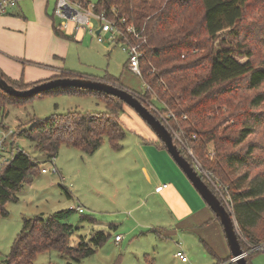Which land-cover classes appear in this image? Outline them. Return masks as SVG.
<instances>
[{"label":"trees","instance_id":"trees-1","mask_svg":"<svg viewBox=\"0 0 264 264\" xmlns=\"http://www.w3.org/2000/svg\"><path fill=\"white\" fill-rule=\"evenodd\" d=\"M73 1L93 2L97 13L116 21L122 31L117 36L119 41L139 45L143 52L140 76L146 88L137 92L138 97L169 128L159 114L166 115L181 137L182 141L172 132L181 153L210 188L219 196L214 184L222 185L229 193L243 249L250 250L244 239L255 245L264 242V170L263 160L256 156L262 145L252 137L264 127V110L259 109L264 104V64L254 62L255 47L250 44L257 39L264 46V23L252 26L256 20L249 19L247 13V9L264 0ZM130 26L135 32L128 31ZM55 30L62 33L56 26ZM238 56L246 60L241 61ZM0 74L21 90L47 81L16 80L1 68ZM77 76L81 75L62 70L53 78ZM102 79L121 85L117 77ZM246 91L254 93L248 99V107L240 108L234 98ZM56 92L92 94L107 109L32 117L17 135L34 142L36 149L50 159L58 155L62 145L94 153L105 136L115 150L122 148L125 128L120 114L127 104L117 96L89 88H53L29 97H14L0 88V129L7 126L4 120L9 105H23ZM158 143L167 150L160 138ZM41 164L25 150L12 153L8 161L0 164V218L9 213L5 205L17 201L23 186L43 170ZM203 170L212 174V181ZM65 190L71 196L67 187ZM74 211L75 208H63L25 218L11 252L0 264H35L39 253L51 250L76 261L95 253L110 233L97 230L88 240L80 235L79 243L72 245L70 238L80 228L68 221ZM81 220L93 222L94 217L84 215ZM259 252L247 255L250 264ZM226 261L218 260V264Z\"/></svg>","mask_w":264,"mask_h":264},{"label":"rangeland","instance_id":"rangeland-1","mask_svg":"<svg viewBox=\"0 0 264 264\" xmlns=\"http://www.w3.org/2000/svg\"><path fill=\"white\" fill-rule=\"evenodd\" d=\"M247 13L249 19L256 20L252 26L262 25L264 2L256 3L254 7L247 9ZM55 17L58 23L62 20ZM93 23L94 32L82 29L79 37L73 40L74 44L67 54L65 66L82 73L85 77H117L120 78L123 87L136 94L143 92L146 88L145 82L140 75L130 69L129 54L124 50L121 41L112 40L109 35L102 33L105 40L100 42L96 32L104 21L93 20ZM250 44L255 47L254 62L264 64V46L261 41L256 39ZM238 58L241 61L246 60L245 57ZM253 93L254 91H246L239 94L234 98V102L240 108H246ZM235 107L233 106V109ZM151 108L153 109V106ZM106 109L105 103L95 95L67 92H56L23 105H9V114L4 120L7 126L1 129L7 135L11 131L12 133L5 140L3 154L9 158L12 153L25 150L36 160L41 161V169L46 168L48 171H40L32 182L26 183L19 191L17 201H10L5 205L9 213L0 218V263L11 252L25 218L50 214L63 208H75L68 221L80 228L70 238L72 245L79 243L80 235L88 240L97 230L110 233L108 240L95 253L79 261L58 250H51L39 253L34 260L35 264H183L180 257L176 258L174 253L180 246L186 244L191 249V253H188L190 261L187 264L193 261L206 264L207 250L200 244L195 233L181 230L179 231L181 236L178 234L168 237L165 230H161V233L157 230L158 233L156 231L158 227L144 223V220L146 222L150 218V215H143L144 208L131 209V202L137 201L135 185L140 188L143 181L140 168L134 169L128 164L129 158L134 160L136 157L132 147L135 132L124 127L121 149L115 150L105 136L103 144L94 153L62 145L54 159L36 149L35 143L25 136L16 134L21 128L28 126L32 117L45 118L54 112L66 113L72 110L101 112ZM259 109L264 110V104ZM252 137L262 145L256 151V156L263 160L261 169L264 170V127ZM54 165L58 172L54 171ZM196 166L198 169L202 167L200 162H197ZM203 171L206 175L207 170ZM64 187L71 191L72 196L68 195ZM217 189L218 197L233 213L229 193L222 185ZM79 207L84 208L83 214L78 210ZM84 215L93 216L94 221L81 220ZM237 227L239 231V226ZM118 234L122 235L121 242L115 241ZM252 264H264V251L252 257Z\"/></svg>","mask_w":264,"mask_h":264},{"label":"crops","instance_id":"crops-1","mask_svg":"<svg viewBox=\"0 0 264 264\" xmlns=\"http://www.w3.org/2000/svg\"><path fill=\"white\" fill-rule=\"evenodd\" d=\"M55 7L56 0H19L8 13H0V68L11 78L29 83L49 80L62 70L74 71L65 66V60L81 30L74 33L70 25V31L61 29L58 34L55 26L58 28L61 21L56 22ZM120 120L135 132L132 147L136 157L129 158L128 164L139 167L143 177L140 188L135 185L137 201L131 202V209L144 208L143 215H150L144 223L158 227L160 233L165 230L168 237L181 236V230L195 233L207 250L206 264L223 259H227L223 264H236L221 221L171 154L159 145L151 127L129 106ZM121 240L115 238L116 242ZM190 250L187 244L180 246L174 256L179 257L178 251L188 256ZM181 261L187 264L190 258Z\"/></svg>","mask_w":264,"mask_h":264},{"label":"water","instance_id":"water-1","mask_svg":"<svg viewBox=\"0 0 264 264\" xmlns=\"http://www.w3.org/2000/svg\"><path fill=\"white\" fill-rule=\"evenodd\" d=\"M97 32L99 33L100 29ZM68 87L100 90L121 98L129 107L133 108L151 127L158 138L163 141L167 151L220 219L231 248L232 260L236 264H250L242 247L237 227L238 222L233 213L223 204L192 163L181 153L171 130L142 102L135 92L107 80L82 76L53 78L31 88L21 90L7 82L0 74V88L14 97H29L41 91Z\"/></svg>","mask_w":264,"mask_h":264},{"label":"built area","instance_id":"built-area-1","mask_svg":"<svg viewBox=\"0 0 264 264\" xmlns=\"http://www.w3.org/2000/svg\"><path fill=\"white\" fill-rule=\"evenodd\" d=\"M19 0H1L0 2V13H8L10 9L17 5ZM54 15L58 18L62 19L61 24L59 25V29H68L70 25H73L74 33H78L80 30L85 29L89 30L90 32H94L93 27L94 23L93 20H97L99 22L104 21L101 25L100 32H96L98 40L103 42L105 37L102 36V33L109 35L112 40H117L118 35H122V31L120 30L119 26L116 24V21L108 19L104 14L97 13L94 10V3L91 1H86L85 3L81 1H73V0H56V7L54 10ZM129 32H135V29L130 26L128 27ZM123 45L124 50L129 54V67L130 69L138 74L141 75L140 69V58L143 55V52L140 50L139 45L127 42H121ZM154 109H156L153 106ZM161 118L168 124L169 129L174 135L180 140L181 137L179 134L171 127L169 121L166 118V115L161 114ZM171 116V115H167ZM12 131L9 133V135ZM2 134V139L0 140V164L8 161L7 158L3 153L5 152V140L8 138L9 135L5 134V131L0 129V135ZM48 169L43 168L42 172H47ZM54 171L58 172L57 167L54 165ZM207 177L211 179V173L209 171L206 172ZM214 184V183H213ZM217 187L218 185L214 184ZM218 190V189H217ZM78 210L80 212H84L83 207H79ZM240 235V233H239ZM116 241H120L122 239V235H116ZM244 239V238H243ZM247 244L250 246L249 251H245L248 255L251 251H264V242L261 244L255 245L249 243L246 239H244ZM177 256H179L183 261H188V256L183 251H178Z\"/></svg>","mask_w":264,"mask_h":264}]
</instances>
